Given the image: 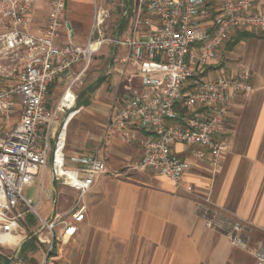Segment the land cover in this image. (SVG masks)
I'll use <instances>...</instances> for the list:
<instances>
[{
  "label": "built area",
  "instance_id": "1",
  "mask_svg": "<svg viewBox=\"0 0 264 264\" xmlns=\"http://www.w3.org/2000/svg\"><path fill=\"white\" fill-rule=\"evenodd\" d=\"M215 1L211 17L208 0H138L133 32L122 40L105 37L109 14L94 6L87 41L80 46L64 19L66 0L47 1V17L36 34L28 26L40 0H0V20L7 26L0 34V264L31 238L27 215L40 224L32 237L45 246L41 264H46L57 245L73 239L87 210L86 194L108 173L95 158H73L74 165L67 166L64 154L67 122L79 112L75 87L104 44L126 48L111 86L118 105L113 122L126 144L138 143L141 158L125 172L155 171L179 186L186 166L174 152L177 144L218 167L229 146L218 137L220 128L236 100L251 93V74L239 64L234 75L211 78L207 68L235 31L264 28V13L252 11L253 0ZM139 26L146 28L144 38L136 36ZM55 85L61 92L50 103ZM133 129L142 136L136 139ZM47 169L76 198L66 214L45 221L23 190L36 180L42 184ZM196 216L205 229L251 254L254 264H264V243H250V223L218 209L209 196L199 197Z\"/></svg>",
  "mask_w": 264,
  "mask_h": 264
},
{
  "label": "crops",
  "instance_id": "2",
  "mask_svg": "<svg viewBox=\"0 0 264 264\" xmlns=\"http://www.w3.org/2000/svg\"><path fill=\"white\" fill-rule=\"evenodd\" d=\"M47 1L40 0L31 15L28 31L32 34L44 25ZM130 2L125 0L122 4L124 19L114 38L122 40L133 32L138 0ZM252 5L253 12L264 13V0H253ZM64 19L70 25L73 41L77 37L76 17L65 14ZM145 30L137 27L136 36L144 38ZM239 36V42L231 48ZM79 39L73 43L85 45L87 38ZM226 43L228 65L220 75L232 76L242 64L251 74L252 91L246 99L236 100L220 128L218 137L226 139L229 146L216 169L209 167L207 160L192 157L189 147L177 144L174 152L186 166L179 186L155 171L125 172L141 158L138 143L126 144L122 140L113 114L107 117L104 110L82 114L66 165H74L73 158H95L106 164L108 173L98 176L86 194L84 219L77 224V233L68 246L54 248L53 253H59L64 247L65 264H254L251 254L231 246L220 232L205 229L196 216L199 197L209 196L215 207L252 225V245L264 243V28L237 30ZM125 53V47L111 46L113 58L106 73L112 85L123 67L119 58ZM56 88L61 89L55 85L49 95ZM94 89L89 87L81 95ZM113 95L114 92L110 97ZM84 105L89 106L90 101L78 107ZM78 115L67 122L65 132ZM133 135L137 139L142 132L133 129ZM67 143L65 133V148ZM117 173L121 175L115 176ZM187 186L192 187L191 193L186 192ZM43 198L48 205L46 218L37 213L47 221L54 214H66L76 192L54 182L47 169L40 184L39 205ZM24 225L27 226L26 219Z\"/></svg>",
  "mask_w": 264,
  "mask_h": 264
},
{
  "label": "rangeland",
  "instance_id": "3",
  "mask_svg": "<svg viewBox=\"0 0 264 264\" xmlns=\"http://www.w3.org/2000/svg\"><path fill=\"white\" fill-rule=\"evenodd\" d=\"M124 1L125 0H66L65 14L70 15L71 17L75 16L78 25V28L76 29L77 37H74L73 41L77 42L78 38H80L79 40H81L82 38L86 40V38L88 37L93 17L94 6L101 7L108 12L109 16L105 22L104 35L107 38H114L115 30L118 28L120 22L124 19V8L122 6ZM130 1V3L134 2V0ZM208 2L210 6V16L212 17V15L216 13V1L208 0ZM6 30L7 26L2 20H0V34L4 33ZM226 45L227 43H225L219 49L215 59L210 63L211 66L207 68L209 71H211V78H215L220 74L225 73L227 69L226 66L228 65V59H226ZM111 46L112 45L110 43L102 45L99 52L92 58L91 63L88 67L87 74L81 79L80 82L77 83V86L75 87V93L78 96L77 101H82V105L85 104V102L90 101V105L87 107L85 105V107H78L76 105V109L79 110V115L73 119L68 130L65 132L66 138L68 140L66 148L64 149L66 161L69 155L73 153V137L77 135V128L79 125H81V121H83L82 114L88 112L102 113V111L104 110L105 115H107V117H111L116 106H118L116 103H114L113 98H115V95L110 97V95H112L113 93V89L111 88L113 83L110 82L111 78H109V75H107L108 71H106L108 62L113 58V55L111 57ZM89 87H94V92H90L87 94L84 93L81 95V93ZM60 91V88L54 89L53 93L48 97L50 103H53L57 100L58 93ZM79 97L81 98V100H79ZM8 122L10 123L11 121ZM57 188L58 190L61 189V187ZM39 191L40 183L39 181H36L32 185L24 188L23 196L26 200H29L31 202L32 206H36V211L40 213L41 216L46 218V210L48 208L46 199L43 198L41 204L37 205L39 201ZM25 219L27 221V226H25L26 233L29 237H31L26 241L33 240V243L36 246V250L27 252L25 255V259L18 256L15 264H41L46 257V248L39 245L34 237H32V235L39 228V223L33 218V216H28ZM63 249L64 247L62 248L61 252L58 253L57 251H55L53 254H51L52 258L55 259L51 260V257L47 258L46 264H65L62 258L64 256ZM10 255L11 257H14L15 252H11Z\"/></svg>",
  "mask_w": 264,
  "mask_h": 264
},
{
  "label": "trees",
  "instance_id": "4",
  "mask_svg": "<svg viewBox=\"0 0 264 264\" xmlns=\"http://www.w3.org/2000/svg\"><path fill=\"white\" fill-rule=\"evenodd\" d=\"M240 36H242V37H250L252 35L251 34H242ZM240 36L237 39H235L232 44H230V47L231 48L239 42ZM52 87L53 86H51L50 89ZM79 99H80V97H79ZM79 105H82V101L81 102L80 101L77 102V106H79ZM35 250H36V246L34 245L33 240L26 241L25 243L22 244L18 256L19 257H22L23 259H25L26 258L25 255H26L27 252H29V251H35ZM8 263H9V261H6V260L3 261V264H8Z\"/></svg>",
  "mask_w": 264,
  "mask_h": 264
},
{
  "label": "water",
  "instance_id": "5",
  "mask_svg": "<svg viewBox=\"0 0 264 264\" xmlns=\"http://www.w3.org/2000/svg\"><path fill=\"white\" fill-rule=\"evenodd\" d=\"M19 251H20V247L19 249L16 251L14 257L10 260V262L8 264H15L17 258H18V255H19Z\"/></svg>",
  "mask_w": 264,
  "mask_h": 264
}]
</instances>
